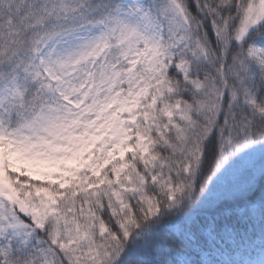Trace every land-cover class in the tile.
I'll return each instance as SVG.
<instances>
[{
	"label": "snow or ice",
	"instance_id": "snow-or-ice-1",
	"mask_svg": "<svg viewBox=\"0 0 264 264\" xmlns=\"http://www.w3.org/2000/svg\"><path fill=\"white\" fill-rule=\"evenodd\" d=\"M0 264H264V0H0Z\"/></svg>",
	"mask_w": 264,
	"mask_h": 264
}]
</instances>
